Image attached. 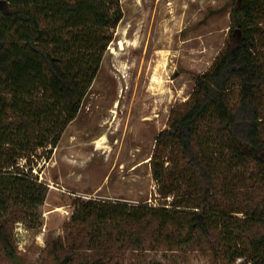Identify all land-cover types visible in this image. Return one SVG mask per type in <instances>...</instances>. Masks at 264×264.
<instances>
[{
	"label": "trees",
	"instance_id": "trees-1",
	"mask_svg": "<svg viewBox=\"0 0 264 264\" xmlns=\"http://www.w3.org/2000/svg\"><path fill=\"white\" fill-rule=\"evenodd\" d=\"M121 18L118 0H0V251L9 259L16 258L14 224L46 192L19 161L28 167L51 154ZM230 22L224 47L188 99L171 109L150 156L158 184L169 176L185 185L188 209H177L178 185L158 188L172 197L171 209L77 197L72 228L87 249L103 254L74 261L75 243L65 251L59 242L51 264H104L112 231L124 248H140L153 232L169 247L204 242L224 263L264 264V0H235ZM166 145L176 160L164 168ZM169 228L172 235H163Z\"/></svg>",
	"mask_w": 264,
	"mask_h": 264
},
{
	"label": "rangeland",
	"instance_id": "rangeland-1",
	"mask_svg": "<svg viewBox=\"0 0 264 264\" xmlns=\"http://www.w3.org/2000/svg\"><path fill=\"white\" fill-rule=\"evenodd\" d=\"M118 2L122 18L109 31L112 40L77 116L49 156L26 161L28 167L19 161L46 192L42 203L14 224L16 258L9 259L0 251V264H51V249L59 242L65 251L69 243H75L74 261L103 254L87 249L85 236L72 228L70 217L77 197L114 206L146 204L171 209L172 197H161L158 188L178 185L177 201L182 206L177 209H188L185 185L169 176L158 184L151 173L150 156L157 134L167 127L171 109L188 99L195 79L210 68L224 47L235 0ZM160 156L164 168L176 160L172 145L163 147ZM172 230L163 235H172ZM111 235V241L103 243L109 254L104 264L240 262L224 263L204 242L169 247L163 237L148 232L140 248H124L120 247L123 238L114 231Z\"/></svg>",
	"mask_w": 264,
	"mask_h": 264
},
{
	"label": "bare ground",
	"instance_id": "bare-ground-1",
	"mask_svg": "<svg viewBox=\"0 0 264 264\" xmlns=\"http://www.w3.org/2000/svg\"><path fill=\"white\" fill-rule=\"evenodd\" d=\"M161 85H162V83L160 81H158V86H161Z\"/></svg>",
	"mask_w": 264,
	"mask_h": 264
}]
</instances>
